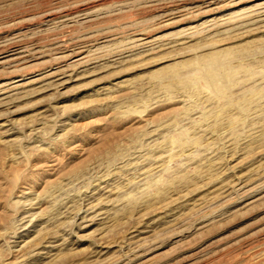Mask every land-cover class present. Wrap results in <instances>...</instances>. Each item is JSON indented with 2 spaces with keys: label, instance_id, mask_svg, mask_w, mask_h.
<instances>
[{
  "label": "rangeland",
  "instance_id": "obj_1",
  "mask_svg": "<svg viewBox=\"0 0 264 264\" xmlns=\"http://www.w3.org/2000/svg\"><path fill=\"white\" fill-rule=\"evenodd\" d=\"M261 2L0 0V264H264Z\"/></svg>",
  "mask_w": 264,
  "mask_h": 264
},
{
  "label": "bare ground",
  "instance_id": "obj_2",
  "mask_svg": "<svg viewBox=\"0 0 264 264\" xmlns=\"http://www.w3.org/2000/svg\"><path fill=\"white\" fill-rule=\"evenodd\" d=\"M57 8V7H56ZM255 9L256 11H259L260 15L263 16L264 18V2H261L259 4H256L255 5ZM258 15V14H257ZM260 16V18H261ZM247 18V17H246ZM251 18V17H250ZM259 18V17H258ZM256 20V19H255ZM261 20V19H260ZM263 20V19H262ZM253 21V20H251ZM62 22V21H61ZM224 22V21H223ZM227 22V21H226ZM248 23V22H247ZM214 25V24H213ZM211 26V25H209ZM196 31V30H195ZM197 32V31H196ZM194 35V33H193ZM133 40V39H132ZM148 40V39H147ZM135 41V40H134ZM153 42L152 40H149V41H146L144 42V44L146 43H151ZM154 43V42H153ZM57 46V45H56ZM152 46V45H151ZM5 47V46H4ZM29 48V47H28ZM65 48V47H64ZM133 49V48H132ZM60 52L63 53V49L62 48H59ZM58 50V51H59ZM149 50V49H148ZM57 51V50H56ZM80 51V50H79ZM78 51V52H79ZM23 52H26L24 50H22L21 52H18V53H22ZM28 52V51H27ZM31 52V51H30ZM37 52V50H36ZM59 52V53H60ZM77 52V51H75ZM13 53V52H12ZM17 53V54H18ZM45 53V52H44ZM57 53V52H56ZM25 54V53H24ZM33 54V53H32ZM38 54V53H37ZM37 54H35L37 56ZM42 54V53H40ZM84 52L83 51H80L78 54H77V57L79 56V58L77 59H74L72 62L70 63H64L63 64V59L65 58H68L70 57L69 55H63V56H60L58 58V60L60 59L61 61L57 62L56 63V66L55 67H52L51 69H49V72L46 76H48L49 78H57L56 81H57V85L59 86H64L66 85L67 83H69V80L72 79V75L74 74L75 72V69L76 67L80 64L79 61L81 59H83L85 56L83 55ZM231 54H233L232 52L230 51H226L224 53V55H228L230 56ZM1 55V54H0ZM3 55V54H2ZM26 55V54H25ZM30 55V54H29ZM28 55V56H29ZM21 56V55H20ZM35 56V57H36ZM227 56V57H228ZM6 57H9L7 59H4ZM33 57V56H32ZM31 57V58H32ZM218 56L217 55H214V54H207V55H200L198 57L195 58L194 60V64L195 66H197L201 72H202V77L201 79H203L209 86H211L218 94L222 95L223 97H226L227 96V93L229 92V86L232 84V82H234V76H235V71L233 70V67H231L230 65V62H226L225 60L221 61V60H218L217 58ZM16 57H14V54H7V55H3V56H0V64L2 63H5V62H8V61H11L13 59H15ZM34 58V57H33ZM4 59V60H3ZM19 59V58H18ZM71 59V58H70ZM19 61V60H18ZM32 61V60H31ZM13 62V61H12ZM17 62V61H16ZM38 62V61H37ZM82 62V61H81ZM18 63V62H17ZM16 63V64H17ZM31 64V63H30ZM11 65V64H10ZM25 66V65H24ZM187 65L186 63H183V64H177L175 65L173 68H171V78L173 80H176V81H179L181 83H183V85H185L184 83H187V81L185 79H181L182 76H183V68H185ZM194 66V67H195ZM79 67V66H78ZM196 69V68H194ZM241 69H243L241 67ZM185 71V70H184ZM197 74V73H196ZM195 74V75H196ZM44 77V76H43ZM192 77V76H191ZM188 78V77H187ZM193 78V77H192ZM195 79V78H194ZM181 80V81H180ZM189 80L187 84H190V87L193 86L191 84H194V80L192 79H187ZM198 80H200L198 78ZM20 80H17L15 82H12L13 85H10V84H4V86H2L0 88V92H1V95L2 96V100L3 99H6L7 98H10V94H14L13 92H18L19 89L23 86L21 83H19ZM59 81V82H58ZM71 81V80H70ZM203 81V82H204ZM197 83V82H196ZM200 84V83H199ZM197 85V84H196ZM195 86V85H194ZM201 86V84H200ZM196 87V86H195ZM198 87V86H197ZM258 93V89L256 88H251L249 89V94L250 95H254V94H257ZM15 96V95H14ZM9 101V100H8ZM243 101H246V97L243 98ZM2 103H4L5 101H1ZM233 102L230 101L228 102L229 104H231ZM234 121V120H233ZM257 176V175H256ZM225 179V178H224ZM223 181V179H222ZM243 182V185H241L240 183ZM244 181L240 180L238 184V186H240V188H245L246 185H244ZM237 188V187H236ZM97 200V199H96ZM98 205V204H97ZM103 207V206H102ZM90 210V209H89ZM102 210V209H101ZM106 210V209H105ZM89 212V211H88ZM192 212V211H191ZM184 214V213H183ZM193 215V214H192ZM176 217V216H175ZM179 218V216H178ZM180 220V219H179ZM29 221V220H28ZM183 227V226H182ZM187 227V226H186ZM140 230V229H139ZM182 231V230H181ZM133 242V241H132ZM129 244V243H128Z\"/></svg>",
  "mask_w": 264,
  "mask_h": 264
}]
</instances>
